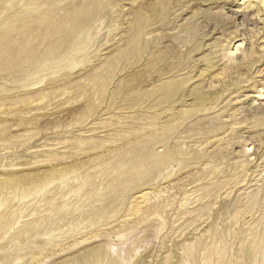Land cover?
<instances>
[{"label": "rangeland", "instance_id": "1", "mask_svg": "<svg viewBox=\"0 0 264 264\" xmlns=\"http://www.w3.org/2000/svg\"><path fill=\"white\" fill-rule=\"evenodd\" d=\"M0 264H264V0H0Z\"/></svg>", "mask_w": 264, "mask_h": 264}, {"label": "bare ground", "instance_id": "2", "mask_svg": "<svg viewBox=\"0 0 264 264\" xmlns=\"http://www.w3.org/2000/svg\"><path fill=\"white\" fill-rule=\"evenodd\" d=\"M222 1V0H221ZM60 19H63V18H60ZM59 19V20H60ZM65 21H66V19H65ZM68 23V25H71V26H73V28H74V34H76L75 35V37L78 35V32H77V30H81V28H82V26H81V22L79 23H77V21L75 20V18H71V19H68V21H67ZM73 24V25H72ZM61 29L64 27V25H63V23L60 21V25H58ZM62 31V30H61ZM60 32V31H59ZM77 32V33H76ZM80 32V31H79ZM78 37V36H77ZM74 38V37H73ZM71 39V38H70ZM72 40V39H71ZM76 41V40H75ZM224 130H225V127H222ZM212 129V130H211ZM210 129V132H214V130H216V131H218V130H220V128H216V127H214V128H211ZM206 140V143H208V138H206L205 139Z\"/></svg>", "mask_w": 264, "mask_h": 264}]
</instances>
